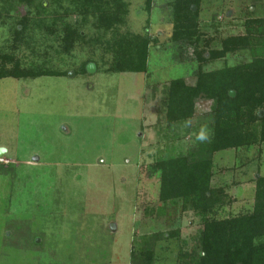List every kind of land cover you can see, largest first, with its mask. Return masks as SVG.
Returning a JSON list of instances; mask_svg holds the SVG:
<instances>
[{"label":"rangeland","instance_id":"rangeland-1","mask_svg":"<svg viewBox=\"0 0 264 264\" xmlns=\"http://www.w3.org/2000/svg\"><path fill=\"white\" fill-rule=\"evenodd\" d=\"M125 1L122 31L157 40L147 73H82L91 55L77 47L51 63L66 76L0 79V264H144L143 242L155 244L153 264H180L179 251L197 249L200 218L179 204L165 205L163 213L159 176L151 169L207 143L212 104L198 102L187 123L165 121L161 99L169 82L184 78L194 85L197 68L169 42V0H154L149 18L145 0ZM256 19H264V0H202L201 41L213 38L209 49L219 48ZM11 36L0 23V48ZM249 59L239 53L205 70ZM258 154L253 148L211 156V188L227 195L218 218L252 211L254 180L264 177V144ZM172 232L178 237L162 239Z\"/></svg>","mask_w":264,"mask_h":264},{"label":"trees","instance_id":"trees-1","mask_svg":"<svg viewBox=\"0 0 264 264\" xmlns=\"http://www.w3.org/2000/svg\"><path fill=\"white\" fill-rule=\"evenodd\" d=\"M201 2L166 3L172 28L169 42L190 58L197 71L194 85L184 78L171 80L161 103L165 121L172 124L189 122L198 102H211L212 133L202 148L188 156L161 159L151 171L159 176L162 212L165 205L179 204L202 223L197 249L179 251L180 264H264V177L254 180L252 211L235 217H217L227 195L224 188L210 185L213 153L254 148L256 157L264 144V19L247 20L244 35L227 37L219 48L209 49L213 38L202 42L204 34L198 26ZM153 4L154 0L144 1L148 18ZM127 14L125 0H0V23L8 24L12 32L8 45L0 48V79L66 76L68 71L51 63L62 62L77 47L91 55L81 65L82 73L90 62L97 71L109 74L147 73L149 50L157 40L147 32L122 31ZM245 52L250 54L246 62L205 70L212 62ZM178 234L161 237L167 241ZM153 243H142L145 247L139 252L144 264L154 263Z\"/></svg>","mask_w":264,"mask_h":264},{"label":"water","instance_id":"water-1","mask_svg":"<svg viewBox=\"0 0 264 264\" xmlns=\"http://www.w3.org/2000/svg\"><path fill=\"white\" fill-rule=\"evenodd\" d=\"M195 11V7L192 8ZM85 70L88 74H92L96 71V66L94 63H89L86 65ZM69 76H72V73H69ZM230 97H234V92H229Z\"/></svg>","mask_w":264,"mask_h":264},{"label":"clouds","instance_id":"clouds-1","mask_svg":"<svg viewBox=\"0 0 264 264\" xmlns=\"http://www.w3.org/2000/svg\"><path fill=\"white\" fill-rule=\"evenodd\" d=\"M199 139H204V136H200Z\"/></svg>","mask_w":264,"mask_h":264},{"label":"flooded vegetation","instance_id":"flooded-vegetation-1","mask_svg":"<svg viewBox=\"0 0 264 264\" xmlns=\"http://www.w3.org/2000/svg\"><path fill=\"white\" fill-rule=\"evenodd\" d=\"M90 63H91V62H90ZM87 64H89V63H87ZM87 64H86V65H87ZM86 65H85V67H86ZM85 71H86V70H85Z\"/></svg>","mask_w":264,"mask_h":264}]
</instances>
